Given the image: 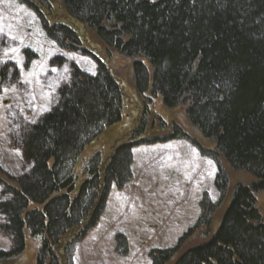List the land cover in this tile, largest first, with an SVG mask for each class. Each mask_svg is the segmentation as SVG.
Listing matches in <instances>:
<instances>
[{
  "label": "trees",
  "instance_id": "obj_1",
  "mask_svg": "<svg viewBox=\"0 0 264 264\" xmlns=\"http://www.w3.org/2000/svg\"><path fill=\"white\" fill-rule=\"evenodd\" d=\"M62 1L106 46L134 60L146 109L156 96L169 109L184 106L189 122L215 145L198 146L217 162L220 200L206 196L196 225L174 247L151 251L153 264H264V220L255 196L264 195V0ZM41 20L59 46L80 48L75 30ZM95 62L94 73L70 63L56 104L23 132L24 168L0 192V232L12 243L0 249V263L23 253L28 229L42 241L37 264H71L75 240L101 217L111 185L122 188L133 177L132 148L145 142L136 140L147 130L144 118L108 163L99 152L85 163V180L72 196L81 152L122 117L121 86L101 59ZM223 162L254 181L234 186L212 232L230 183ZM202 228V239L184 248ZM118 241L127 246L122 236ZM61 251H67L62 262Z\"/></svg>",
  "mask_w": 264,
  "mask_h": 264
},
{
  "label": "rangeland",
  "instance_id": "obj_2",
  "mask_svg": "<svg viewBox=\"0 0 264 264\" xmlns=\"http://www.w3.org/2000/svg\"><path fill=\"white\" fill-rule=\"evenodd\" d=\"M42 18L48 25L63 23L75 30L80 48L59 46L47 34ZM59 57L65 64L57 63ZM96 58L109 67L121 86L122 117L81 152L74 168L77 182L72 196L85 180V163L96 153L106 164L115 147L130 140L144 119L147 130L136 138L145 142L132 148V179L122 188L111 185L101 217L75 240L71 264H153L151 251L174 247L196 225L206 196L213 202L220 200L217 162L199 148L214 149L215 145L189 122L184 106L169 109L156 96L147 99L146 109L134 82V60L106 46L92 29L68 13L62 0H0V192L11 182L9 176H18L23 170V132L56 104L60 85L69 79L70 63L94 73ZM223 164L230 183L223 205L214 214L212 232L234 186L254 181L248 173ZM255 196L264 220V195L256 192ZM204 230L185 240L184 248L201 240L199 234ZM25 235L23 253L0 264H37L42 241L33 238L28 229ZM119 236L126 239L127 246L118 241ZM11 246L10 238L0 232V249ZM66 254L60 252L61 262Z\"/></svg>",
  "mask_w": 264,
  "mask_h": 264
}]
</instances>
